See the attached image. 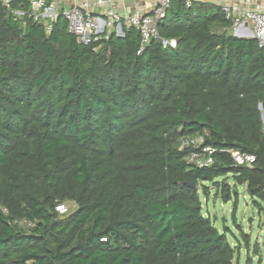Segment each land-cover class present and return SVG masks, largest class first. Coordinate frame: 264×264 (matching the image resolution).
<instances>
[{"label":"trees","instance_id":"16d2710c","mask_svg":"<svg viewBox=\"0 0 264 264\" xmlns=\"http://www.w3.org/2000/svg\"><path fill=\"white\" fill-rule=\"evenodd\" d=\"M230 24L213 3L170 0L158 31L175 46L137 54L134 28L81 44L62 17L46 34L0 4V264H231L199 188L221 182L228 201L231 173L264 199V46ZM196 133L217 149L209 166L180 147Z\"/></svg>","mask_w":264,"mask_h":264},{"label":"built area","instance_id":"2783aa9c","mask_svg":"<svg viewBox=\"0 0 264 264\" xmlns=\"http://www.w3.org/2000/svg\"><path fill=\"white\" fill-rule=\"evenodd\" d=\"M119 0H25L12 7V0H0L3 9L9 10L14 19H20L25 25L26 19L33 24L43 26L46 34L54 23L62 17L66 20V29L75 35L78 43L88 44L110 33L123 35V28H134L139 32V54L151 41L157 40L163 46H175V39H164L158 31V23L165 17L170 0H152L147 7L137 5L122 10L117 8ZM122 1V0H121ZM186 7L193 2L213 3L230 20L233 34L252 38L259 47L264 46V0H183ZM204 134L196 133L180 139V147H188L186 160L198 167L211 165L216 148L204 143ZM235 165L252 167L256 156L250 152L229 150ZM6 211V209H3ZM59 214L68 212L63 202L55 205ZM13 223L30 229L35 222L26 218L15 219Z\"/></svg>","mask_w":264,"mask_h":264},{"label":"rangeland","instance_id":"374dc122","mask_svg":"<svg viewBox=\"0 0 264 264\" xmlns=\"http://www.w3.org/2000/svg\"><path fill=\"white\" fill-rule=\"evenodd\" d=\"M233 31V28H229L231 34ZM260 111L264 129V110L261 108ZM218 181H225L229 186V199L227 201L219 194L221 182H218L220 185L205 182L208 194L199 188L203 214L212 220L219 231L226 233L227 240L234 247L231 264H264V199L250 198L244 186L237 184L231 173L218 178ZM63 203L67 205L68 211L75 207L69 200Z\"/></svg>","mask_w":264,"mask_h":264},{"label":"crops","instance_id":"0c3cea01","mask_svg":"<svg viewBox=\"0 0 264 264\" xmlns=\"http://www.w3.org/2000/svg\"><path fill=\"white\" fill-rule=\"evenodd\" d=\"M151 1L152 0H122V1L119 0L117 2V8L122 10L125 4H126L125 7L129 10L136 5L138 7H147Z\"/></svg>","mask_w":264,"mask_h":264},{"label":"water","instance_id":"95a60500","mask_svg":"<svg viewBox=\"0 0 264 264\" xmlns=\"http://www.w3.org/2000/svg\"><path fill=\"white\" fill-rule=\"evenodd\" d=\"M234 36H236L235 34H233ZM238 38H242V39H252V38H248V37H240V36H236ZM259 108H261V105H259ZM191 185L193 186L194 184L191 183Z\"/></svg>","mask_w":264,"mask_h":264}]
</instances>
